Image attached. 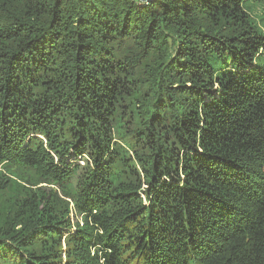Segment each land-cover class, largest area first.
Segmentation results:
<instances>
[{
    "label": "trees",
    "instance_id": "1",
    "mask_svg": "<svg viewBox=\"0 0 264 264\" xmlns=\"http://www.w3.org/2000/svg\"><path fill=\"white\" fill-rule=\"evenodd\" d=\"M0 264H264V0H0Z\"/></svg>",
    "mask_w": 264,
    "mask_h": 264
}]
</instances>
